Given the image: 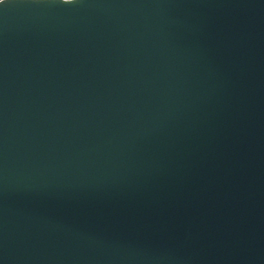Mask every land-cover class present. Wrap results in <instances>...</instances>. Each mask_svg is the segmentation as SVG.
Here are the masks:
<instances>
[{"label":"water","instance_id":"1","mask_svg":"<svg viewBox=\"0 0 264 264\" xmlns=\"http://www.w3.org/2000/svg\"><path fill=\"white\" fill-rule=\"evenodd\" d=\"M0 264H264V0H0Z\"/></svg>","mask_w":264,"mask_h":264}]
</instances>
